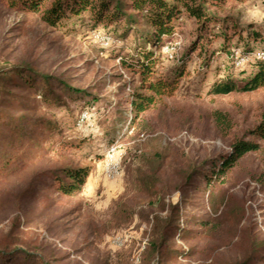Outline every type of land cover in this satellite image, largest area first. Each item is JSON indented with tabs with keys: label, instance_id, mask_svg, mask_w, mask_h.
I'll return each mask as SVG.
<instances>
[{
	"label": "rangeland",
	"instance_id": "374dc122",
	"mask_svg": "<svg viewBox=\"0 0 264 264\" xmlns=\"http://www.w3.org/2000/svg\"><path fill=\"white\" fill-rule=\"evenodd\" d=\"M225 12L238 17L243 31L240 36L230 31L224 49V37L214 39L215 52L209 65L205 53L199 55L198 50L188 54L195 40V25L186 18L179 20L172 41L163 37L159 47L148 45L160 60V74L173 76L179 66H184V75L176 94L148 112L147 133L138 134L127 132L132 115H124L121 130L115 123L118 98L139 86L138 75L128 72L119 59L120 55H134L133 33L120 37L121 32L95 26L88 16L51 27L39 15L0 6V64L26 62L40 72L63 78L74 86L91 88L102 96L93 106L72 103V110L65 106L54 110L65 131L56 135L48 159L54 167L90 166L83 192L67 196L49 188L31 199H19L26 176L12 178L0 187V241L9 240L7 234L19 218L20 225L11 240L38 248L47 256L55 252L64 257L61 264H142L140 258L150 238L152 221L135 213L149 212L147 195L140 193V179L135 177L138 169L149 172L141 154L151 155L157 150L168 154L164 175L174 190L168 202L177 205L182 197V192L175 189L181 179L179 172L193 161L230 150V135L217 127L214 113L230 117L233 135L255 126L264 110V88L227 95L212 92L216 82L228 78L242 86L257 70L255 61L234 63L233 49L249 52L264 44V0H229ZM123 87L126 89L120 93ZM12 91L22 97L33 95L27 88L13 87ZM115 135V141H110ZM64 138L86 141L81 148L63 154L55 150ZM116 163L119 169L113 168ZM42 192L44 196H39ZM234 193L246 197L252 205L248 219L244 218L240 225L256 222L264 232V195L257 193L253 197L251 189L243 184ZM189 199L194 202L184 208L185 217L207 216L202 196L191 193ZM185 217L180 220L182 225ZM239 219L234 212H227L219 231L201 238L191 233L185 238L176 236L179 250L196 246V253L188 258L165 259L162 264H226L241 248L232 245L228 249L225 241L246 237L243 230L235 234ZM189 228L196 231L195 225Z\"/></svg>",
	"mask_w": 264,
	"mask_h": 264
},
{
	"label": "trees",
	"instance_id": "16d2710c",
	"mask_svg": "<svg viewBox=\"0 0 264 264\" xmlns=\"http://www.w3.org/2000/svg\"><path fill=\"white\" fill-rule=\"evenodd\" d=\"M228 1L0 0V6L12 12L39 15L51 27L66 25L72 19L83 20L88 16L95 26L102 25L121 32L120 37L133 33L134 55H120L119 59L128 72L138 75L139 86L127 96L118 98L115 123L119 124L116 128L121 130L124 115H132L127 132L145 134L149 127L148 112L176 94L184 75V66H179L173 76L160 74V60L148 45L159 47L163 37L172 41L179 20L186 18L195 25V40L188 54L198 50L199 55L205 53V62L209 65L215 52L212 48L214 39L219 35L224 37V49L228 45L230 31L239 36L243 31L238 17L225 12ZM185 60L183 58L182 63ZM254 64L257 70L244 85L228 78L213 85V94L227 95L264 88V60H257ZM13 87L27 88L33 95L19 96L12 91ZM125 89L123 87L119 92ZM101 98L91 88L71 85L63 78L38 71L29 63L0 64V187L14 177L25 175L26 183L19 199L25 196L31 199L40 190L49 188H56L67 196L80 195L92 168L68 164L54 167L48 159L54 150L56 135L65 131L60 127L54 110L61 106L72 110V103L93 106ZM126 106L129 107L124 110ZM214 116L222 133L230 135V150L210 155L203 161H193L187 169L179 172L181 179L175 187L182 192L179 204L168 202V197L174 191L164 175L168 154L160 150L151 155L141 154V161L149 172L138 169L135 177L140 179L137 186L140 193L147 195L149 212L135 213L152 221L150 238L140 258L142 264H162L165 259L194 256L196 246L179 250L175 237L185 238L191 233L193 237L201 238L219 231L227 212H234L241 218L235 234L237 236L243 230L246 237L245 240L225 241L228 249L232 245L241 248L226 260V264H264V232L257 228L256 222L240 225L244 218L249 217L252 205L248 204L246 197L234 193L243 184L251 189L253 197L257 193L264 195V110L255 126L233 135L230 117L220 112H215ZM116 138L117 135L110 141ZM47 141L49 144H45ZM85 141L82 138L75 141L64 138L55 151L67 154L73 148H81ZM191 193L192 196L203 197L208 209L207 216L185 217L184 208L194 202L189 199ZM42 195L43 192L39 196ZM127 214L131 216L132 211ZM182 217H185L183 225L180 223ZM19 223L18 218L12 224L7 234L9 240L0 241V264L62 263L64 257H58L55 252L47 256L38 248L34 250L16 240L12 241ZM189 225H195L196 231Z\"/></svg>",
	"mask_w": 264,
	"mask_h": 264
},
{
	"label": "built area",
	"instance_id": "2783aa9c",
	"mask_svg": "<svg viewBox=\"0 0 264 264\" xmlns=\"http://www.w3.org/2000/svg\"><path fill=\"white\" fill-rule=\"evenodd\" d=\"M234 57V63L237 65H244L250 61H257V60H264V44L262 47L249 52H242L240 50L233 49L231 54ZM112 152L115 151V148L111 150ZM119 163L113 165V168L119 169Z\"/></svg>",
	"mask_w": 264,
	"mask_h": 264
}]
</instances>
